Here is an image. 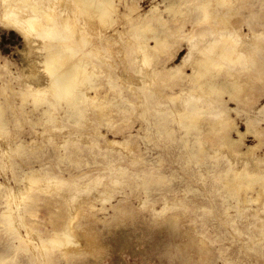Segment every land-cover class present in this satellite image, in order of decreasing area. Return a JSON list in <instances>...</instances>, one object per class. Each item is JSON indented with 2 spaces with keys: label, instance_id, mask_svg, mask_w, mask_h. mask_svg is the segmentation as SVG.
Returning <instances> with one entry per match:
<instances>
[{
  "label": "rangeland",
  "instance_id": "obj_1",
  "mask_svg": "<svg viewBox=\"0 0 264 264\" xmlns=\"http://www.w3.org/2000/svg\"><path fill=\"white\" fill-rule=\"evenodd\" d=\"M114 1L117 13L112 17L118 19L105 26L101 21L110 16L97 21L102 32L94 30L91 20H82L94 31L92 40L112 36L104 45L115 46L105 52L114 66L92 58L97 67L88 66L98 89L87 94L107 104L100 116L88 102L77 103L81 114H76L64 100L53 109L51 95L38 106L31 96L22 99L24 88L47 86L44 50L3 16L0 1V214L6 205L3 188H24L26 174L39 170L67 183L69 201L57 189L43 192L22 223L47 238L71 216L74 225V243L62 248L50 244L51 254L37 260L34 250L45 251L36 245L37 236L30 234L32 242L21 243L0 216L3 264H264V194L256 200L264 187L257 179L264 175V0H227L218 10L214 0L213 15L200 24L204 0ZM173 3L178 12L168 10ZM148 21L153 31L147 36L168 37L169 42L149 51L150 69L158 72L151 86L146 85L147 73L138 72L144 67L136 41L116 46L134 34L133 25ZM224 28L248 43L240 49L249 64L247 69L232 65L234 76L222 67L213 74L240 83V93L214 95L211 110L194 122L199 129H186L167 115L188 99L184 95L193 84L185 76L192 69L188 64L179 75L174 69L182 64L190 37L198 40L200 31L210 30L206 43ZM174 95L181 100H170ZM48 108L51 115L44 116ZM50 117L57 123H50ZM220 120H225L220 126H209ZM230 169L256 177L246 178L251 190L237 194L226 188L223 179L231 176H226ZM99 191H107L105 199ZM44 199L59 203L45 206Z\"/></svg>",
  "mask_w": 264,
  "mask_h": 264
},
{
  "label": "bare ground",
  "instance_id": "obj_2",
  "mask_svg": "<svg viewBox=\"0 0 264 264\" xmlns=\"http://www.w3.org/2000/svg\"><path fill=\"white\" fill-rule=\"evenodd\" d=\"M0 1L3 4V16L14 22L27 39H34L33 42L44 50V56L42 57L41 63L43 70L46 72L47 77H49L47 82L45 81L47 86L38 85L35 89L32 87L24 88L22 90V99L25 100L28 96H31L33 102L37 105L41 102V104H43L46 97L51 95L53 96V99L49 101V105H51L53 109L54 103L58 100H64L70 107L69 109L74 110L76 114H81V111L76 106L77 103L88 102L91 103L93 109L96 110L97 116L105 114L107 104L103 101H97L95 95L94 97H90L87 94V90L98 89V87L94 85L95 78L97 77H95L93 71L88 69V66L91 62V65L97 67L96 62L92 61L93 59H96L98 64L103 63L104 65L109 66V68L114 66L111 58L112 56H108L105 52L108 51L109 48L113 49L115 46H112L111 44L108 46L104 45L110 43L112 36H106L102 42H100V40H92L91 34H93L94 31H88L86 26L82 23V20H91L94 30L99 28L98 31L102 32L104 30L103 26L107 24L112 25L118 19H113L112 17L113 14L117 13L115 1L70 0L69 5H63L64 3L60 4L62 0ZM212 1L214 0H204V2L199 5V9L205 14L204 19L198 22L199 24L207 22L213 15L211 11H209ZM216 1L217 8L214 7V10H218L219 7L224 6L227 0ZM168 10L178 12L175 3L171 4ZM152 11H156V8H152ZM107 16H110L109 20L101 21L106 19ZM152 19L161 22V19L157 16H153ZM97 21H101L103 26L99 25L96 27ZM150 22L151 21H148V24L145 26L140 23L133 25L131 29L134 34L131 37L124 36V40L116 42V46H121L123 44L134 45V42L136 41V52L141 53L140 62L142 67H144L140 68L138 72L140 74L147 73L145 75L148 77V82H146L147 86L154 84L155 78L153 77V74L158 73L157 70L150 69L149 64L151 62V55H149V51L159 49L160 47H163V45L169 44L167 40L168 37L161 38L157 35L153 37L151 36L150 39L147 36L149 32L153 31ZM114 30L118 33L117 29ZM209 31L205 29L200 31L198 35L199 37L197 36L199 38L198 40H196V36H192L188 39L189 44L187 54L183 58L182 64L174 69L175 75L184 72V69L188 64L192 69V74L185 76L188 80L192 81L193 84L188 90L187 95H184L185 97L189 96L188 99L182 102V106L178 108H170V113L167 115L172 121L178 122V125L180 124L186 129H199L194 122L199 121L203 113L211 110L214 95H221L226 92L231 96H234L237 93H240L239 91L242 87L240 83L219 80L220 74H213V71L217 67H222L231 74V76H234L232 65L237 64L240 65L241 68L247 69L249 64L248 57L243 50L240 49L241 45L243 47V45H248V43L239 39L237 32L224 28L220 32H215L214 36H217L216 38L214 37L211 41L202 43L206 35L210 33ZM259 38L260 36H258V39ZM149 39L154 40L155 45L153 47L149 46ZM257 40L255 41V45L260 47V44H257ZM29 61L31 62V60ZM36 61L37 60L34 61V64ZM225 61L227 63L224 65ZM29 64H32V62ZM32 75L34 76V74ZM207 75L211 76L203 82L202 79ZM34 80H36V78ZM205 86L208 87L206 90L204 89ZM143 89H145V87ZM147 98L148 96H146V99ZM170 100H181L180 95L170 96ZM52 108L44 110L43 115L50 116ZM220 113L221 112L218 111V113L214 114L217 119L220 116ZM48 121L50 123H57V119L54 117H50ZM224 121L225 120H222V122L221 120L220 122H210L209 126H211V128L213 126L217 127L223 124ZM199 145V150L204 151V148L201 146L202 143ZM247 163L249 162H246L244 167L248 166ZM246 173L248 172L230 169L226 173V176H231L223 179L225 187L237 194H240L242 191L251 190L252 183L248 182L246 178L250 177L256 179V177L249 173V176H247ZM257 179L260 184L261 182L264 184V175L258 176ZM24 182L26 184L24 188L19 187L16 190H11L7 185L3 188L5 189L4 196L6 198V205L0 216L7 227L12 230V237L21 243L30 244L29 242L31 240L28 239V235L30 234L37 236L38 242H36V245H43L44 248H41L45 249V251L42 250L37 253L34 250L32 257L37 260L38 258L45 260V258L51 254L48 252L50 244H53L57 248H62L74 243V225L72 216L66 220L62 229L55 232V235L50 238L43 237L38 231L23 224L22 219H24L23 216L27 213L30 214L29 210L34 208L36 202L43 199L41 193L50 191L51 189H57L62 193V197L68 202L69 198L64 193L67 183H65L59 176L51 175V177H49L46 173L41 174L39 170H31L30 173L26 174ZM86 187L84 186L83 189H89ZM98 194L102 199H105L108 193L107 191H99ZM263 194L264 187L261 186L257 193L258 197L256 200H260ZM58 203V200L44 199L45 206H53ZM260 211H264V204ZM21 228L26 231L25 234L22 233ZM74 248L79 249L77 247ZM68 253L69 251L66 254ZM3 263H5V259L0 258V264Z\"/></svg>",
  "mask_w": 264,
  "mask_h": 264
}]
</instances>
